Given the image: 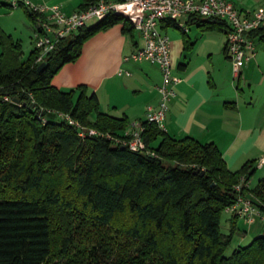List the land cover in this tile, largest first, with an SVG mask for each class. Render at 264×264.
Instances as JSON below:
<instances>
[{"label": "trees", "instance_id": "obj_1", "mask_svg": "<svg viewBox=\"0 0 264 264\" xmlns=\"http://www.w3.org/2000/svg\"><path fill=\"white\" fill-rule=\"evenodd\" d=\"M93 1L84 0L81 8ZM21 5L35 25L38 13ZM121 22L133 34L129 19L110 13L62 38L43 61L40 49L25 57L20 40L0 34V264H47L54 230L59 252L68 256L64 264H71L76 233L115 229L121 213L132 219L118 229L135 249L118 254L104 238L91 243L79 264H264V233L226 256L239 216L232 213L230 234L220 229L221 212L239 195L252 196L264 214V176L254 188H235L258 167L246 163L231 170L215 143L174 138L147 120L141 121L146 150L135 151L123 142L130 127L126 116L102 113L97 95L85 87L76 95L53 85L55 74L80 56L88 38ZM187 22L227 28L218 17L191 15ZM262 33L264 26L249 35ZM59 112L100 133L82 137ZM57 171L65 180L57 179Z\"/></svg>", "mask_w": 264, "mask_h": 264}, {"label": "crops", "instance_id": "obj_2", "mask_svg": "<svg viewBox=\"0 0 264 264\" xmlns=\"http://www.w3.org/2000/svg\"><path fill=\"white\" fill-rule=\"evenodd\" d=\"M25 1L30 5L57 4L68 14L84 3V0ZM231 1L244 13L264 4V0ZM2 2L29 14L22 2ZM32 27L35 33L33 21ZM172 27L181 32L170 36ZM162 31L171 40L175 74L180 78L176 95L169 102L164 130L174 138L191 136L203 143H215L231 170H239L246 163L255 167L264 155V33L253 37L256 53L244 64L240 77L235 78L232 62L225 52V30H207L188 24V31H183L178 25L164 21ZM141 46L140 33L126 32L123 22L115 24L88 38L80 56L66 63L52 83L64 91L75 90L76 95L85 87L89 95H97L102 113L126 116L129 126L144 121L148 107L160 104L158 86L163 75L158 64L125 60ZM96 117V113L90 116L93 121ZM258 169H264V165L256 172ZM253 176L248 181L250 188L257 184H253Z\"/></svg>", "mask_w": 264, "mask_h": 264}, {"label": "built area", "instance_id": "obj_3", "mask_svg": "<svg viewBox=\"0 0 264 264\" xmlns=\"http://www.w3.org/2000/svg\"><path fill=\"white\" fill-rule=\"evenodd\" d=\"M23 3V0H13V4ZM26 5L38 13L35 24V47L40 49L38 61H43L57 43L64 37L76 33L80 28L89 25L92 20H101L110 13H117L129 19L134 29L140 33L143 46L135 49L125 60H146L158 64L163 80L158 86L161 95L158 107L149 106L146 120L165 128V119L170 100L176 95V84L180 78L175 74L172 60L171 40L162 31V23L173 20L183 30L188 31L187 20L191 15L218 17L226 24V49L233 65L235 78H239L244 64L256 53V44L250 32L264 26V4L253 12L240 11L231 0H95L87 7L73 13H66L55 5ZM61 117L70 124L76 125L82 137L95 135L100 132L94 127H87L73 118L69 113L59 112ZM144 126L141 121L132 123L123 139L135 151L146 150L142 137ZM109 137L111 134L106 133ZM122 141L121 139H116ZM264 165V155L256 167ZM248 186L246 175L240 177L235 188L240 191ZM231 213L246 219L249 223L255 221V215L264 220V214L255 207L251 198L239 195L236 202L227 208Z\"/></svg>", "mask_w": 264, "mask_h": 264}, {"label": "rangeland", "instance_id": "obj_4", "mask_svg": "<svg viewBox=\"0 0 264 264\" xmlns=\"http://www.w3.org/2000/svg\"><path fill=\"white\" fill-rule=\"evenodd\" d=\"M95 22L96 20H92L89 22V25H92ZM180 32L181 31L177 27H172L169 30V35L173 36ZM192 32L193 30L189 33ZM1 33L11 35L14 40H20L23 48V55L25 57H27L35 47V34L30 16L24 9L16 10L4 5L2 0H0V34ZM57 172V179L65 180L64 174H62L61 171ZM263 173L264 169L257 170L252 179L253 184L258 183L260 178L264 176ZM131 219L132 218L128 213H121L118 217L117 227L115 229L89 227L84 231L76 233L75 243L70 248V254L73 257V259H70L71 264H79L86 249L91 243H95L104 238H107V240L113 243L118 254L125 255L127 252H132L135 249V245L118 229V226L121 227L127 225ZM232 220V213L227 210L221 212L220 229L222 233L230 234ZM236 224L237 230L233 234L231 245L225 252L226 256H230L233 250L238 246H246L250 244L256 236L264 233V220L258 215H255V221L253 223H249L246 219L239 217ZM67 258L68 256L59 252L58 232L54 230V250L47 264H64ZM157 259L158 258L154 256L152 260Z\"/></svg>", "mask_w": 264, "mask_h": 264}, {"label": "water", "instance_id": "obj_5", "mask_svg": "<svg viewBox=\"0 0 264 264\" xmlns=\"http://www.w3.org/2000/svg\"><path fill=\"white\" fill-rule=\"evenodd\" d=\"M45 65V63H42L41 65H40V69L43 67ZM205 173V171H202V173L201 174H204ZM249 198H251L252 199V196H248ZM253 201L255 202V203H257V201L255 200V199H253Z\"/></svg>", "mask_w": 264, "mask_h": 264}]
</instances>
